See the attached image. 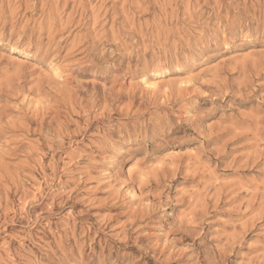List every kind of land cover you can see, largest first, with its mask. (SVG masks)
I'll list each match as a JSON object with an SVG mask.
<instances>
[{
  "label": "rangeland",
  "instance_id": "1",
  "mask_svg": "<svg viewBox=\"0 0 264 264\" xmlns=\"http://www.w3.org/2000/svg\"><path fill=\"white\" fill-rule=\"evenodd\" d=\"M0 264H264V0H0Z\"/></svg>",
  "mask_w": 264,
  "mask_h": 264
},
{
  "label": "bare ground",
  "instance_id": "2",
  "mask_svg": "<svg viewBox=\"0 0 264 264\" xmlns=\"http://www.w3.org/2000/svg\"><path fill=\"white\" fill-rule=\"evenodd\" d=\"M19 53H20L21 56H23V57H28V56L31 55V52H30L29 49H27V50H22V51H20ZM126 173H127V172H126Z\"/></svg>",
  "mask_w": 264,
  "mask_h": 264
}]
</instances>
